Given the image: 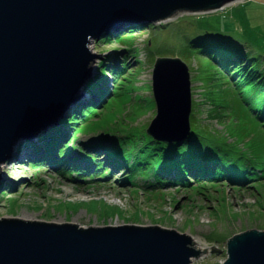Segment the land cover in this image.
Returning <instances> with one entry per match:
<instances>
[{
	"label": "rangeland",
	"instance_id": "374dc122",
	"mask_svg": "<svg viewBox=\"0 0 264 264\" xmlns=\"http://www.w3.org/2000/svg\"><path fill=\"white\" fill-rule=\"evenodd\" d=\"M137 23L104 30L90 40L91 53L101 58L94 59V73L86 84L85 97L67 110L65 118L80 107L101 105L95 89H106L102 103L115 90L116 93L99 120L94 118L101 122L99 127L80 124L77 140L87 142L100 135L114 139L123 135L124 128L145 131L155 115L151 91L153 64L157 58L178 57L190 73L192 104L197 102L199 109L197 118L204 126L219 131L227 144L243 151V163L254 170L249 183L252 188L238 191L225 182L195 194L177 184L163 187L142 170L130 174L136 184L132 186L123 183L124 174L118 169L92 182L71 181L70 175L64 176L60 165L58 168L55 164L58 157L54 152L48 158L39 157L45 147L40 138L45 133L65 134L62 145L69 139L70 131L61 118L36 136L38 144H28L35 139L19 142L17 156L7 158L3 164L0 219L26 216L30 221L67 222L80 227L157 225L187 234L199 243L202 250L191 264H223L228 238L249 229L264 230V123L260 113H256L258 105L251 99L249 85L234 83L214 61L190 48L189 40L218 32L243 47L247 57L259 59L263 66L264 0H243L215 12H181L166 21L147 26L139 23L138 28L132 29ZM130 31L132 34H128ZM108 35L110 38H106ZM114 66L123 69V73L118 75V70L113 75L110 71ZM102 67L107 79L104 82L97 77ZM96 84L102 89L95 88ZM208 115L214 120L206 119ZM54 128L57 132L53 133ZM78 141L64 158L69 163L74 157L84 158ZM25 147L32 148L33 153L21 155ZM99 157L102 161L103 157ZM38 159L43 163L37 169L30 166ZM92 172L84 174L85 180ZM214 249L217 253H212Z\"/></svg>",
	"mask_w": 264,
	"mask_h": 264
},
{
	"label": "water",
	"instance_id": "95a60500",
	"mask_svg": "<svg viewBox=\"0 0 264 264\" xmlns=\"http://www.w3.org/2000/svg\"><path fill=\"white\" fill-rule=\"evenodd\" d=\"M235 1L0 0V167L19 142L35 139L85 97L94 59L101 58L88 44L104 30L156 24L181 12H215ZM151 91L155 115L147 136L167 144L186 139L192 95L185 63L157 58ZM199 255L189 235L157 225L0 219V264H191ZM223 264H264V230L228 238Z\"/></svg>",
	"mask_w": 264,
	"mask_h": 264
},
{
	"label": "trees",
	"instance_id": "16d2710c",
	"mask_svg": "<svg viewBox=\"0 0 264 264\" xmlns=\"http://www.w3.org/2000/svg\"><path fill=\"white\" fill-rule=\"evenodd\" d=\"M138 24H135L132 29L138 28L139 25H148L145 23ZM132 32L130 31L128 34H132ZM124 36L130 35L124 34ZM106 38H110V35ZM106 41L101 40L100 42ZM189 43L192 45L190 48L208 57L229 74L234 83L242 82L243 86L249 85L251 99L258 105L256 113H260V120L264 123V65L260 64L259 59L247 57L243 47L218 32L204 33L193 37L189 40ZM112 68L110 72L113 75H116L115 72L118 70V75L123 73V69L121 70L119 66ZM103 70L102 67L99 71L100 75L97 76L103 80L102 82L107 80ZM89 85V88H94ZM95 88L102 89L98 84ZM95 92L98 94V101L101 105L83 106L76 109V112L70 114L69 117L62 118L64 126L70 131V137L64 145L62 144L64 143L65 134L58 133L56 128L52 132L56 130L57 133L51 135V132H48L41 137L49 139L52 136L59 137L49 143L43 142L45 144L44 158H48L54 152L58 157L55 164L58 168L60 165V169L66 174L74 173L77 180L92 182L93 180H85V177H83L84 172H87V170L92 169L90 171H93L90 173L91 178H100L105 177L104 173L110 174L111 170L118 169L124 174L123 183L126 182L136 186L130 178V174L135 170H142L146 171L147 176H152L154 181L159 182V185L161 184L163 187L177 184L195 194H202L207 186L218 183L223 186L225 182L230 185V188L238 191L241 188H252L249 183L254 170L243 163V151L227 144L219 131L211 130L202 124V121L197 118L199 114L197 102L194 103L195 105L192 104L190 134L178 143H159L153 141L143 130L136 132L127 128L123 129V135H118L114 139L100 135L93 140L79 142L76 138L79 125L92 123V127L98 128V124L101 122L97 120H99L98 118L109 99L115 95L116 90L103 103L102 99L107 94L106 89L103 91L95 89ZM98 108L101 111L96 110ZM206 119L214 120L211 115H208ZM67 126L69 127L67 128ZM75 141H78L80 150L84 155V158L80 161L85 162L88 169H82L78 165L73 166L75 158L70 163L64 159L75 149L72 148ZM99 156L105 158V160L99 161ZM245 156L249 158L246 152ZM40 162L41 160L30 166L37 169L36 166ZM93 165L95 166L93 167ZM189 179L192 181L190 182Z\"/></svg>",
	"mask_w": 264,
	"mask_h": 264
},
{
	"label": "bare ground",
	"instance_id": "6f19581e",
	"mask_svg": "<svg viewBox=\"0 0 264 264\" xmlns=\"http://www.w3.org/2000/svg\"><path fill=\"white\" fill-rule=\"evenodd\" d=\"M143 23V22H142ZM91 41L89 42V44H88V48L91 50L92 49V47L90 46L91 44ZM56 131V130H55ZM55 131H53V133L55 132ZM38 137H36L35 138V140H32L30 143H28V144H36L37 143V141H38V139H37ZM59 137L58 136H52V138H40V139H42L43 140V142H51V141H54V140H57ZM38 143H39V141H38ZM37 143V144H38ZM31 153H33V150H32V148H29V147H25L24 148V151L21 153V155H24V156H28L29 154H31ZM16 154H18V151L17 150H15L14 152H12L11 153V155H9V157L8 158H11V157H15V156H17ZM5 168V165H1V167H0V170H2V169H4ZM0 179H1V176H0ZM16 218H18V219H21V220H24V221H27V220H29V218L28 217H26V216H18V217H16ZM55 223V222H54ZM112 226V225H111ZM113 226H116V225H113ZM192 245H193V247L195 248V249H197V250H199V251H201L202 250V247L199 245V243L197 242V241H195V239H192Z\"/></svg>",
	"mask_w": 264,
	"mask_h": 264
},
{
	"label": "clouds",
	"instance_id": "9594fccd",
	"mask_svg": "<svg viewBox=\"0 0 264 264\" xmlns=\"http://www.w3.org/2000/svg\"><path fill=\"white\" fill-rule=\"evenodd\" d=\"M242 1H243V0H242ZM238 2H241V0H236L235 2H233V3L230 4V5L237 4Z\"/></svg>",
	"mask_w": 264,
	"mask_h": 264
},
{
	"label": "built area",
	"instance_id": "2783aa9c",
	"mask_svg": "<svg viewBox=\"0 0 264 264\" xmlns=\"http://www.w3.org/2000/svg\"><path fill=\"white\" fill-rule=\"evenodd\" d=\"M242 1V0H241Z\"/></svg>",
	"mask_w": 264,
	"mask_h": 264
}]
</instances>
